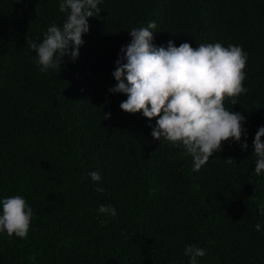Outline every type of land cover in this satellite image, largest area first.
Returning a JSON list of instances; mask_svg holds the SVG:
<instances>
[{
    "label": "trees",
    "instance_id": "1",
    "mask_svg": "<svg viewBox=\"0 0 264 264\" xmlns=\"http://www.w3.org/2000/svg\"><path fill=\"white\" fill-rule=\"evenodd\" d=\"M61 2L0 0V201L19 195L33 210L27 238L0 232V264H188V244L205 249L198 264H264V173L252 153L264 126V0H103L75 62L41 73L26 38L62 25ZM152 21L156 46L247 53L248 91L224 100L246 117L247 150L225 141L194 172L182 146L152 137L156 118L120 108L115 62L130 30ZM102 204L117 216L99 215Z\"/></svg>",
    "mask_w": 264,
    "mask_h": 264
},
{
    "label": "clouds",
    "instance_id": "2",
    "mask_svg": "<svg viewBox=\"0 0 264 264\" xmlns=\"http://www.w3.org/2000/svg\"><path fill=\"white\" fill-rule=\"evenodd\" d=\"M101 3L103 0H62L59 11L66 13L62 25L55 22L49 25L40 42L26 38V44L36 53L35 63L41 73L61 70L65 56L75 62L79 48L85 43L82 36L89 32L88 19L99 16ZM156 28L155 21L146 27L132 28L131 42L120 49L112 73L116 84L109 89L110 93L126 94L120 108L131 114L142 113L149 121L156 118L152 137L160 143L182 146L192 157L194 172H199L225 141L241 143V150H247V134L242 127L246 117L224 106L226 97L232 98V105H236V97L248 91L243 86L247 53L241 46L224 47L220 43H201L193 48L187 42L177 47L169 40L166 45L156 46L153 43ZM110 116L105 114L103 119ZM262 137L264 126L256 131L252 145V153L257 157L256 176L264 173ZM227 162L232 163V159ZM88 175L93 182L102 179L97 171ZM96 191L105 189L97 186ZM0 203L3 207L0 232H6L9 237L27 238L33 210L26 200L16 195ZM97 212L109 218L117 216L111 205L102 204ZM260 214L264 216V207L260 208ZM107 222L100 221L101 225ZM260 228L257 223L254 230ZM205 254L204 248L192 244L184 248L188 264H198V258Z\"/></svg>",
    "mask_w": 264,
    "mask_h": 264
}]
</instances>
